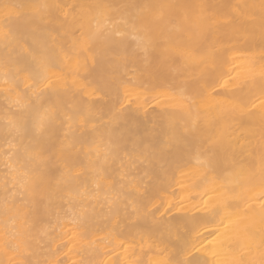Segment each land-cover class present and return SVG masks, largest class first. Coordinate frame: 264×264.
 <instances>
[{
  "label": "bare ground",
  "instance_id": "1",
  "mask_svg": "<svg viewBox=\"0 0 264 264\" xmlns=\"http://www.w3.org/2000/svg\"><path fill=\"white\" fill-rule=\"evenodd\" d=\"M124 21L136 23L147 51L132 34L111 43L114 29L130 32ZM0 28L13 36L6 48L0 35V123L12 81L22 82L17 91L32 83L20 69L38 45L53 66L44 102L92 106L102 119L78 135L99 133L117 147L109 183L127 172L147 210L109 221L97 205L85 227L56 191L63 165L50 162L38 190L22 187L0 140V264H165L177 244L200 264L261 259L264 0H0ZM189 51L213 60L195 68ZM193 121L198 129L186 131ZM209 135L221 138L212 170L194 159ZM88 153L74 155L89 164Z\"/></svg>",
  "mask_w": 264,
  "mask_h": 264
},
{
  "label": "snow or ice",
  "instance_id": "2",
  "mask_svg": "<svg viewBox=\"0 0 264 264\" xmlns=\"http://www.w3.org/2000/svg\"><path fill=\"white\" fill-rule=\"evenodd\" d=\"M37 7L41 10L40 18L43 20V10L50 6L43 4ZM123 23L130 32L121 31L119 28L114 29L110 32L113 37L111 43L119 45L123 41L116 40L115 37L132 34L137 48L147 51L149 42L144 37L135 35L138 31L136 23L134 21ZM0 35L7 48L13 39L11 29L4 32L0 28ZM28 54L30 60L24 63L20 71L26 73L32 83L26 85V90L17 91L21 88L22 82L13 80V88L4 97L9 104L5 110L3 122L0 123V140L7 145V150L2 152L3 157L6 161L12 162L6 166L18 173L22 187L32 186L38 190L40 181L44 177V169L50 162L56 160L58 164H62L63 168L57 169L60 179L57 182L56 191L62 199H67L74 209H78L75 214L79 216L80 223L85 227L96 216L97 205L107 209L104 215L109 221L121 217L122 214L129 218L132 215L139 216L141 212L147 215L146 206L140 204L136 191L131 190L132 186L124 182L127 180V172L121 174L118 186L115 182L109 183L112 181L109 161L120 158L117 147L111 142L106 143L103 135L99 133L91 140L87 136L78 135L87 132L90 125L95 127L98 119L102 118L97 117L90 105L58 103L52 100L44 102L49 96L48 73L53 66L47 51L38 45L31 48ZM184 55L191 58L195 68L202 70L207 69L213 60L211 55H203L199 52L189 51ZM4 76L7 77V73H4ZM260 76L264 81V71L260 73ZM221 86L228 87V82L224 81ZM12 95L17 96L15 101L11 100ZM259 101L261 108H264V85L260 89ZM253 106L255 107L254 104ZM113 118L118 119V113H113ZM198 127L199 124L193 121L186 131L195 132ZM220 144V137L207 136L194 157L197 165L205 166L210 170L218 166ZM85 146L89 149V164H84L79 160L78 155H74L78 147L83 150ZM93 156H95L94 160L91 159ZM13 163L17 165L16 168H12ZM121 164L123 166L122 160ZM49 187L51 189V185ZM204 205L207 208L208 202L204 201ZM213 207L216 206L213 205ZM227 207L226 204L223 205L224 210ZM220 210L222 209L217 208V213ZM159 223L163 225L164 222ZM165 228L169 234L175 231L178 239H183L179 235V226L165 225ZM175 247V255L165 264H200L198 260L188 258L189 251L186 247H181L179 244ZM260 256L259 261H250L247 264H264V251H261ZM59 264H65V262L60 261Z\"/></svg>",
  "mask_w": 264,
  "mask_h": 264
}]
</instances>
